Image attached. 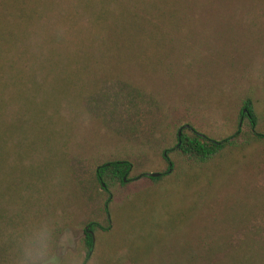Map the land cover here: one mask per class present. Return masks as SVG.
Returning a JSON list of instances; mask_svg holds the SVG:
<instances>
[{"label":"trees","instance_id":"obj_1","mask_svg":"<svg viewBox=\"0 0 264 264\" xmlns=\"http://www.w3.org/2000/svg\"><path fill=\"white\" fill-rule=\"evenodd\" d=\"M203 3L0 0V264H20L27 249L52 247L65 224L61 218L64 212L57 213L72 205L69 198L76 192L70 157L87 143L83 136L92 117L86 105L98 86L97 78L140 75L149 68L156 72L167 64L187 65L197 52L183 43L184 32L191 33V14ZM114 57L143 58L147 62H109ZM142 66L145 70L140 72ZM244 108L250 123L248 133L237 128L217 140L192 127L185 128L177 136L180 143L163 150L166 170L159 172V177L141 174L148 183L164 180L170 185L163 187L168 191L165 195L177 197L181 203V215L172 224V252L169 257H160L158 264H264L261 238L243 241L237 250L229 235L217 234L203 248L194 247L186 221L197 208L195 198L204 189L194 194L188 207L177 192V187L194 184V167L241 157L260 139L262 134L255 130L256 116L248 101ZM131 169L130 161L123 158L97 165L96 182L107 193L105 213L113 194L111 187L126 189L133 180L129 177ZM149 190L146 186L141 194L126 196L121 202L131 212L138 211L132 202L151 200ZM225 222L232 223L233 217ZM108 227L87 222L85 258L92 251V233L107 231ZM166 233L163 236L169 235ZM125 249L117 258L129 262L131 256ZM12 258L18 262H10Z\"/></svg>","mask_w":264,"mask_h":264},{"label":"rangeland","instance_id":"obj_2","mask_svg":"<svg viewBox=\"0 0 264 264\" xmlns=\"http://www.w3.org/2000/svg\"><path fill=\"white\" fill-rule=\"evenodd\" d=\"M194 11L193 22H188L193 28L184 32L183 43L197 54L187 65L97 78L86 105L92 117L83 136L87 143L70 157L76 192L69 198L72 205L57 213L64 212L65 224L52 247L27 249L20 264H158L160 257H169L175 237L172 224L182 211L180 199L165 195L163 187L170 185L164 180L148 183L141 174L166 170L163 150L176 145L178 130L186 124L189 127L181 132L192 127L217 140L237 128L248 133L247 101L260 139L241 157L233 156L237 161L231 157L220 160L223 164L194 167V184L177 187V192L188 207L194 194L204 189L195 198L197 210L186 221L194 247L203 248L217 234L229 235L237 250L246 240L264 242V0H204ZM126 61L147 62L125 57L109 62ZM122 158L130 161L133 180L126 189L111 187L105 213L107 193L97 184L95 169ZM146 186L151 200L133 201L140 209L131 212L121 201L141 194ZM76 198L80 200L75 203ZM230 217L229 224L225 221ZM91 220L109 229L92 233V251L85 258L84 229ZM166 232L169 235L163 236ZM126 247L129 262L117 258Z\"/></svg>","mask_w":264,"mask_h":264},{"label":"water","instance_id":"obj_3","mask_svg":"<svg viewBox=\"0 0 264 264\" xmlns=\"http://www.w3.org/2000/svg\"><path fill=\"white\" fill-rule=\"evenodd\" d=\"M182 127H189V125H184V126H181L180 128H179V130H178V137L181 135V129H182ZM180 142L178 141V143H177V145L179 144ZM159 171L158 172H148V173H146V175L147 176H151V177H159Z\"/></svg>","mask_w":264,"mask_h":264}]
</instances>
